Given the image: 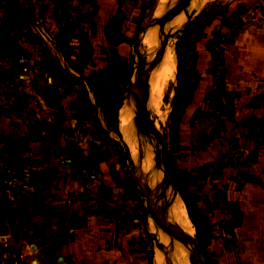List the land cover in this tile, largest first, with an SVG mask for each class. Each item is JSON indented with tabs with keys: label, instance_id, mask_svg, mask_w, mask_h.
Here are the masks:
<instances>
[{
	"label": "rangeland",
	"instance_id": "rangeland-1",
	"mask_svg": "<svg viewBox=\"0 0 264 264\" xmlns=\"http://www.w3.org/2000/svg\"><path fill=\"white\" fill-rule=\"evenodd\" d=\"M126 1L124 0L125 3ZM128 1L129 3L122 7L121 12L109 22L105 35L102 30L91 28L79 30L67 27L68 24L63 26L62 21L68 16L63 14L58 29L45 28L44 31V28L32 19L31 16H34V13L23 5L21 8L25 10L23 13L17 12L16 20L25 19L24 21L28 22L27 27L16 30L17 32L12 35L10 41L16 42L18 46L24 45L21 47L26 50L29 57L26 67L44 72V91L52 98L60 92L58 90H61L63 84L73 85L72 69L82 70L86 67L106 69V75L95 78L98 86L106 85L108 93L111 90L103 106L107 130L106 133L102 132L103 141L105 145L115 150L127 171L129 184L139 200V211L142 215L145 239L149 248L150 264H159L155 260V236L148 225V203L135 187L130 160L121 146L119 136L115 133L117 109L129 90L138 62L134 39L140 23L153 2V0ZM174 2L175 0H171L168 4L170 8H167V12L173 9ZM257 2L251 5L247 4L246 0H207L201 9L193 12L194 15H191L190 20L173 40L175 44H173V52L176 59L175 80L165 96L164 118L161 126V135L164 138V160L172 180L170 189L178 194V199L184 205L183 208L200 243L202 255L209 264H264V205L253 204L254 199L251 197L253 192L251 188L255 186L254 184L264 185L263 173L261 177L256 176L260 173H255L256 164L261 165L264 160V76L261 75L263 71H258L253 75L249 73L242 78L243 86H237L235 85L237 82H234V85L231 84L233 79L228 77L227 68L222 65L218 66L212 61L211 89L192 116L188 118L186 114V107L193 101L198 87L195 45L203 35L202 20L206 17L208 20L205 24L212 25L218 16L225 19L229 13L233 14L231 23L234 25H248L252 21L259 20L261 24L256 29H250L257 37L263 38L264 3L259 0ZM242 4L245 6L244 9L247 5H251V8L255 7L256 13L243 15L244 19H241L239 15L242 14ZM195 27L199 29V32L194 39H191V33ZM7 31L4 30V33ZM1 37H3L2 30ZM225 37L219 32L210 41L208 47L213 56L219 55L221 58L224 56L225 48L222 42ZM189 47L195 52L192 66L194 82L187 78L181 63V56ZM104 51L107 54L106 61L102 59ZM78 52L80 59L70 58ZM90 52L99 53V55L98 59L88 64V61L83 58L90 56ZM198 60L200 64L203 62L200 47ZM14 66L18 71L11 78H0L1 104L7 100H15L22 104L19 99L25 95L24 89L20 92V84L23 82L21 79L23 66L18 64ZM180 76L189 85L187 92H179ZM217 78H221L224 82L223 92L218 89ZM250 98L255 101L258 110L255 115L242 122L237 119L236 106L241 102L246 103ZM124 103L133 108L129 96H126ZM1 104L0 121L3 122L0 124L1 129L8 127V124L4 122L12 120V116H15L16 122L21 121L20 110L9 109L5 103ZM49 113L55 115L57 111L49 110ZM149 113L150 122H152L156 117L150 109ZM133 114L135 116L134 110ZM25 126L31 127L26 123L18 122L16 128ZM121 127L122 124L120 129ZM138 132V129L133 132L132 157L135 155L137 157L138 154ZM148 141L155 147L157 146L158 142L151 134L146 137V142ZM0 146L16 149V153L13 154L17 157L25 158L32 163L36 162L31 157H25V154H22L27 147L26 142L5 138L0 139ZM67 149L69 151L65 158L67 164L78 169L82 177L85 176L82 166H95L98 176L99 164L95 161H88L80 155L84 148L78 142L72 141ZM153 167L156 175L161 171L155 180L152 179L154 182L152 186H149L154 196L158 191L162 193L164 189L162 185L164 165L161 151L154 159ZM142 171H144L143 168ZM97 176L94 179L88 176L87 181H95ZM145 176V172H142V180L148 188ZM148 179L151 180V177ZM201 218L205 219V223H201L202 236L195 226ZM151 219L153 224V218ZM188 259L189 264H197L192 254H189Z\"/></svg>",
	"mask_w": 264,
	"mask_h": 264
},
{
	"label": "crops",
	"instance_id": "crops-1",
	"mask_svg": "<svg viewBox=\"0 0 264 264\" xmlns=\"http://www.w3.org/2000/svg\"><path fill=\"white\" fill-rule=\"evenodd\" d=\"M259 2L264 3L263 0ZM128 3V0L126 3L124 0H0V29L3 32L0 43L10 41L16 30L27 27L25 19L16 20L17 12L25 10L21 8L23 5L34 13L32 19L44 31L45 28L58 29L63 14L68 15L62 21L63 26L102 30L105 35L109 22ZM246 3L258 2L246 0ZM250 6L244 9V4L241 5V19H244L243 15L256 13L255 7ZM232 18L233 14L229 13L225 19L218 16L212 25L205 24L206 17L201 22L203 35L195 45L198 87L193 101L186 107L188 118L211 89L210 67L216 60L208 46L216 33L226 36L222 42L225 54L220 59L224 61L222 66L227 68L228 77L233 79L232 85L237 82L235 85L243 86L242 78L249 73L263 71L261 75L264 76V47H261L264 37H257L251 31L261 22L234 25ZM4 30H8L7 33ZM199 47L203 56L201 64ZM24 53L29 62L26 50ZM98 55L90 52V56L83 59L89 64L98 59ZM76 57L80 59L79 52L70 56L74 60ZM102 59L107 60L105 51ZM22 68L20 92L24 89L25 93L19 99L22 104L15 100L0 104L20 110L22 116L18 122L31 127L16 128L18 122L12 116L14 119L4 122L8 127L0 128V139L26 142L22 154L47 169L51 179L44 194L38 197L28 199L20 194H10L0 201L5 214V220L0 222V244L18 249L27 264H150L138 197L129 184L121 159L103 141L102 132H107L103 106L111 90L109 94L106 85L98 86L95 78L106 75V69H72L73 85L63 84L52 98L44 91V72ZM49 110L57 113L50 114ZM257 110V104L251 98L246 103H238L237 119L246 121ZM72 141L84 148L80 153L82 157L99 164L95 181H87V174L82 177L78 169L66 163L67 147ZM15 150L0 146V159H25L13 154ZM262 168L264 160L261 165L256 164L255 172L260 173L256 175L258 177L263 173L264 179ZM254 185L251 188L252 203L264 205V185Z\"/></svg>",
	"mask_w": 264,
	"mask_h": 264
},
{
	"label": "bare ground",
	"instance_id": "bare-ground-1",
	"mask_svg": "<svg viewBox=\"0 0 264 264\" xmlns=\"http://www.w3.org/2000/svg\"><path fill=\"white\" fill-rule=\"evenodd\" d=\"M206 1L207 0H183L179 6V19L176 18L173 10L167 12V8H170L169 5L162 3L152 20L146 25L143 37L138 41L139 53L136 54L137 61L140 59L146 60V69L142 74L143 81L139 88L140 100L143 108L147 109L148 112L150 109V111L155 114L156 119L150 122L147 135L151 134L158 142L156 147L153 144L154 140L153 143L149 141L148 143L146 142L142 161V168L144 171L142 172H145L146 175V182L148 184V188L146 189L157 202L161 203L163 201L164 204L167 203V209L170 211V219L177 225L172 227L168 223H160L148 204V225L152 228L154 236L159 238V256L164 264H189V254L191 255V252H194L197 246V237L185 208H183L184 205H182L181 201L178 199V194L172 192L170 189L172 180L169 177L166 161L164 160V138L163 135H161V126L164 118L163 110L165 96L171 83L175 80L176 59L173 52V40H175L178 32L182 30L190 20L193 12L201 9ZM190 9L191 13H189ZM178 21L180 24L177 26ZM126 96L131 98L133 108L129 104H123ZM122 104L116 118L115 133L119 136L122 143L121 146L125 150L127 156L132 159L133 167H135L134 159L136 155L132 157L131 144L134 137L133 132H136V129L139 130L141 127L140 116L138 110L134 106L131 92L124 96ZM120 123L122 124L121 129ZM133 145L136 151L135 142ZM160 151L164 165V180L162 184L164 185V189L162 193L158 191L157 194L153 196L149 186H152V183H154L152 179L155 180L156 176L158 177V174L161 173L160 171L156 175V170L153 167V161L157 158L158 152ZM157 164L159 165V160ZM148 176L151 177V180L148 179ZM164 199L166 202H164ZM151 218H153V224ZM178 226H183L186 234L189 236L188 239L184 238L178 230Z\"/></svg>",
	"mask_w": 264,
	"mask_h": 264
},
{
	"label": "built area",
	"instance_id": "built-area-1",
	"mask_svg": "<svg viewBox=\"0 0 264 264\" xmlns=\"http://www.w3.org/2000/svg\"><path fill=\"white\" fill-rule=\"evenodd\" d=\"M199 29L193 28L191 39H194L198 34ZM191 43V42H190ZM195 52L191 47L187 48L182 56L181 63L186 73L187 78L194 82L195 78L192 75L193 59ZM28 58L22 54L17 61V64L24 67ZM13 70L11 62L0 56V78L7 79ZM218 89L223 92L224 82L221 78H217ZM85 174L91 179L97 176V168L95 166H82ZM51 173L29 160H9L6 158L0 159V201L10 194H20L25 198H35L44 194L47 184L50 182ZM0 264H27L20 251L14 247L0 244Z\"/></svg>",
	"mask_w": 264,
	"mask_h": 264
},
{
	"label": "water",
	"instance_id": "water-1",
	"mask_svg": "<svg viewBox=\"0 0 264 264\" xmlns=\"http://www.w3.org/2000/svg\"><path fill=\"white\" fill-rule=\"evenodd\" d=\"M182 1L183 0H175L174 6L172 9L174 11V14L176 15V18H178V19H179V15H180L179 14V6L182 3ZM170 2H171V0H167V1L153 0V2L151 3L149 10L145 14L142 22L139 25V28L137 30V33H136V36L134 39V48H135L136 54L139 53L138 41L141 37H143V32L145 30L146 25L152 20L156 11L158 10L159 6L162 3L168 5ZM179 24H180V22L178 21L177 26ZM0 39H1V29H0ZM215 60H216V64L218 66H221L224 64V61L220 59L219 55H215ZM145 69H146V60L140 59L137 62L136 69L133 73V76H132V79H131V82L129 85V90L127 91V93L131 92V94L133 96L134 106L139 112L140 123H141V127L138 130L139 131L138 132V154H137V157L135 160L136 161L135 167H133L132 159L129 158V156H128V158H129L130 163H131L132 178L134 180V184H135V187L137 188L138 192L142 195V197L147 201L149 206L152 208V210L154 211V213L156 215L157 220L160 223H168L172 227H174L177 225L175 224V222L171 221V219H170V211L167 209V203L164 204L163 201L161 203L157 202L150 195V193L146 189L145 185L143 184V180H142V161H143L144 150H145V145H146L148 126L150 124L149 112L147 111V109L142 107L141 100H140V94H139V88H140L141 82L143 81L142 74L145 71ZM120 108H121V106H118L116 118H117L118 113L120 112ZM137 163L139 164V166ZM164 202H166L165 199H164ZM4 220H5L4 210L2 208H0V222H2ZM178 230L181 232V234L184 236V238H186V239L189 238V236L186 234L183 226H178ZM158 239L159 238L155 237V241H156V244H155V248H156L155 249V260L159 264H164V262L159 258L160 242ZM196 245H197L196 249L194 250V252H191V254L195 258L197 264H209L204 259L203 255H202L201 246H200L198 239H197Z\"/></svg>",
	"mask_w": 264,
	"mask_h": 264
},
{
	"label": "trees",
	"instance_id": "trees-1",
	"mask_svg": "<svg viewBox=\"0 0 264 264\" xmlns=\"http://www.w3.org/2000/svg\"><path fill=\"white\" fill-rule=\"evenodd\" d=\"M23 52V48L21 46H18V44L14 41H5L0 43V56L8 59L13 66V70L8 78H11L18 71V69H16L14 65L17 64L18 58L20 56L19 54H22ZM179 79V92H187V90L189 89V85L186 84V82L182 79V76H180ZM204 220V218H201V221L195 223L196 229L200 236H202L203 231L201 223H205Z\"/></svg>",
	"mask_w": 264,
	"mask_h": 264
}]
</instances>
